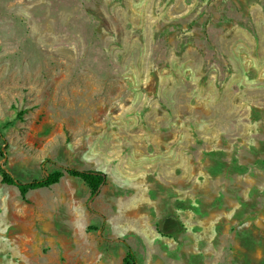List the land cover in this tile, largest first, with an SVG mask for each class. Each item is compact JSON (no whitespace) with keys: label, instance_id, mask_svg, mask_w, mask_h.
Instances as JSON below:
<instances>
[{"label":"rangeland","instance_id":"374dc122","mask_svg":"<svg viewBox=\"0 0 264 264\" xmlns=\"http://www.w3.org/2000/svg\"><path fill=\"white\" fill-rule=\"evenodd\" d=\"M0 167L103 176L0 178V264H264V0H0Z\"/></svg>","mask_w":264,"mask_h":264},{"label":"trees","instance_id":"16d2710c","mask_svg":"<svg viewBox=\"0 0 264 264\" xmlns=\"http://www.w3.org/2000/svg\"><path fill=\"white\" fill-rule=\"evenodd\" d=\"M64 174L82 180L89 186L91 194H94L96 192V188L103 181L102 174L98 172L79 171L66 168L63 170L55 171L40 180H33L29 183H17L4 168L0 167L1 182L5 185L16 186L21 196H24L29 190L47 187L57 183ZM162 226L159 229V232L164 234V232L167 230V227L165 228ZM123 264H137L136 258L132 252L126 251L123 258Z\"/></svg>","mask_w":264,"mask_h":264}]
</instances>
